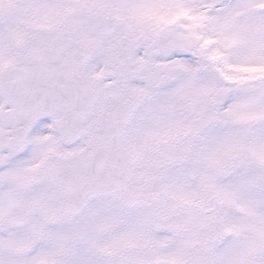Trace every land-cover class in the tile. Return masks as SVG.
Here are the masks:
<instances>
[{"label":"snow or ice","instance_id":"snow-or-ice-1","mask_svg":"<svg viewBox=\"0 0 264 264\" xmlns=\"http://www.w3.org/2000/svg\"><path fill=\"white\" fill-rule=\"evenodd\" d=\"M0 264H264V0H0Z\"/></svg>","mask_w":264,"mask_h":264}]
</instances>
